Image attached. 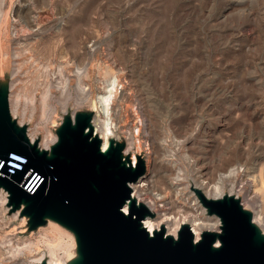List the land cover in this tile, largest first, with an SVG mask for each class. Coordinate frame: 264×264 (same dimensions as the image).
Returning <instances> with one entry per match:
<instances>
[{"label": "rangeland", "instance_id": "rangeland-1", "mask_svg": "<svg viewBox=\"0 0 264 264\" xmlns=\"http://www.w3.org/2000/svg\"><path fill=\"white\" fill-rule=\"evenodd\" d=\"M0 24V87L8 89L12 120L25 127L40 150H50L47 142L65 116L91 113L92 124L96 112L88 104H75L71 84L64 109L53 90L45 124L39 123L36 108L38 128L32 133V122L20 121L13 107V90L27 85L14 69L16 51L18 60L32 55L51 76L62 66L72 82L76 68H84L90 100L102 94L108 71L117 74L120 97L110 104L109 122L113 140L124 144L123 157L136 162L139 156L146 164L148 132L154 147L161 145L157 133L174 140L193 134L188 152L193 156L202 148L214 182L231 169L248 170L215 198L233 195L245 210L264 214V0H0ZM189 182L188 192L196 198L192 188L203 189ZM0 196L7 198L3 229L15 227V243L32 241L39 251L23 254L18 264H40L41 254L48 261L47 219L29 230L23 209L14 217L17 209L11 211L2 187ZM63 228L70 254L76 251L75 236Z\"/></svg>", "mask_w": 264, "mask_h": 264}, {"label": "water", "instance_id": "water-1", "mask_svg": "<svg viewBox=\"0 0 264 264\" xmlns=\"http://www.w3.org/2000/svg\"><path fill=\"white\" fill-rule=\"evenodd\" d=\"M91 118L65 116L56 142L40 150L12 120L8 89L0 87V167L6 164L0 187L11 211L23 205L29 230L51 219L72 231L77 257L71 264H264V234L232 195L212 199L192 188L207 215L218 217V232L203 231L195 241L181 225L176 238L162 229L150 235L142 222L152 213L130 187L144 175V161L123 157L124 144L113 139L103 150Z\"/></svg>", "mask_w": 264, "mask_h": 264}, {"label": "bare ground", "instance_id": "bare-ground-1", "mask_svg": "<svg viewBox=\"0 0 264 264\" xmlns=\"http://www.w3.org/2000/svg\"><path fill=\"white\" fill-rule=\"evenodd\" d=\"M41 26V21H38L37 29L39 30ZM27 29L26 26V30ZM16 52L12 55L15 57V60L13 61L15 65L14 69H16L17 76L23 74V76L27 78L26 88L22 89V91L21 87H17L12 93L14 112L19 113L20 121L29 120L32 122L33 126L32 133L37 131L36 128H38V124L36 125V120H33L36 108L38 109L37 119L39 123L45 124L48 120V116L52 113L50 101L53 90L59 94V97H61L60 107L64 109L67 104L66 95L72 84L75 88L74 91L76 90L75 104L78 106L88 104V106H91V109L96 112L92 120L93 133L100 139L101 147L105 150L109 141L113 139V136L115 135L109 122V108L110 104L120 97V95H118L120 93V91H118V85L120 82L117 74L113 72L110 73L105 69V73L108 71L110 78H108L109 76L107 75V79H105L106 77L104 78L105 81L103 79V86L101 85L103 92L98 96L97 100H90L87 96L88 94L84 88V82L82 80L84 68H76L72 82L70 78L71 75L66 76L65 70L62 66L59 67L55 75L51 76V74L47 72L32 55L18 60L21 54H17ZM30 68H33L32 72L28 71ZM71 73H73V71ZM57 103H59V101H57ZM97 105L101 107L102 114L98 113ZM87 131L88 128L86 129V132ZM156 137L161 141L159 147L153 146L152 139L154 137L151 132H148L145 140H151V146L149 147V156L145 161L147 170L136 183L131 184V197L137 203L143 204L152 213V216H147L142 224L150 235L162 229L165 235L172 236L173 238L177 237L181 225H188L195 241L199 240L203 231L218 232L220 226L218 217L205 215V210L204 208L199 207L197 198L192 197L191 192H188L190 188L189 179H192L196 186L203 189V194L206 197H214L215 199L216 196L221 194L227 182L234 185V181L247 175L248 170L245 171L241 170V168L238 169L239 167L231 169L226 172V175L219 176V178L216 179L218 180L217 182H214L211 179L212 172L205 162L202 148H198V151L194 153L193 156L188 152L186 144L194 138L193 134L185 137L183 136L184 138L177 140H174V137L172 136L165 137L162 132L157 133ZM156 137L155 139H157ZM56 139L57 136L47 142L48 147L50 144L53 145L56 142ZM199 145L197 147H199ZM131 162L133 164L135 163V157L131 158ZM5 165L6 164L4 163L0 167L1 173ZM8 168L12 169L11 167ZM252 180L251 182H254ZM43 182L44 180L37 185L34 193L41 187ZM174 194L175 197L173 196ZM4 197L0 198V261L6 262L5 264H18V258L20 256L25 253L32 254L36 249L32 241L26 242L23 246H19L15 243V240L12 238V236L17 233L15 227L8 229V231L3 229L5 224L3 204L7 201V198ZM2 198H4V201ZM22 209L23 205L15 211L14 217L19 216ZM256 213H252V221L260 229L262 234H264V214L259 213V215L256 216ZM23 218L26 219V217ZM46 227L44 235L47 241L49 260L46 261L43 254H41L36 260L38 262H46V264H71V262L76 259L77 253L74 251L73 253L71 252L68 254V250L65 248L68 244L64 241L66 235L65 229L51 219H47ZM36 251H38V249ZM64 256L67 257L66 261L63 260Z\"/></svg>", "mask_w": 264, "mask_h": 264}]
</instances>
